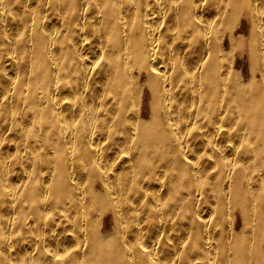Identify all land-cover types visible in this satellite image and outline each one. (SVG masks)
<instances>
[{
	"label": "bare ground",
	"instance_id": "1",
	"mask_svg": "<svg viewBox=\"0 0 264 264\" xmlns=\"http://www.w3.org/2000/svg\"><path fill=\"white\" fill-rule=\"evenodd\" d=\"M0 264H264V0H0Z\"/></svg>",
	"mask_w": 264,
	"mask_h": 264
},
{
	"label": "rangeland",
	"instance_id": "2",
	"mask_svg": "<svg viewBox=\"0 0 264 264\" xmlns=\"http://www.w3.org/2000/svg\"><path fill=\"white\" fill-rule=\"evenodd\" d=\"M237 67L239 70H241V72L245 75L246 73V68L244 66H242V63L241 64H237Z\"/></svg>",
	"mask_w": 264,
	"mask_h": 264
}]
</instances>
